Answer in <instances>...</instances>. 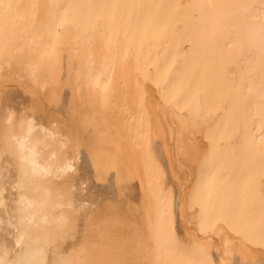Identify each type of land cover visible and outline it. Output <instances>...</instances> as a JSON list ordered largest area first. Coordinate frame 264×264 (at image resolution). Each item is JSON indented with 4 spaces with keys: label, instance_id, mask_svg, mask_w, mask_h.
Masks as SVG:
<instances>
[{
    "label": "bare ground",
    "instance_id": "bare-ground-1",
    "mask_svg": "<svg viewBox=\"0 0 264 264\" xmlns=\"http://www.w3.org/2000/svg\"><path fill=\"white\" fill-rule=\"evenodd\" d=\"M107 3L0 0V110L27 99L58 122L81 150L77 198L95 204L63 250L82 245L77 264H264V239L221 215V190L249 186L264 234V0H153L183 13L167 15L164 48L135 57L95 26Z\"/></svg>",
    "mask_w": 264,
    "mask_h": 264
},
{
    "label": "clouds",
    "instance_id": "clouds-1",
    "mask_svg": "<svg viewBox=\"0 0 264 264\" xmlns=\"http://www.w3.org/2000/svg\"><path fill=\"white\" fill-rule=\"evenodd\" d=\"M95 83L99 72L89 73ZM81 150L56 121L44 124L33 108L0 110V264H77L79 221L95 206L78 199Z\"/></svg>",
    "mask_w": 264,
    "mask_h": 264
},
{
    "label": "rangeland",
    "instance_id": "rangeland-1",
    "mask_svg": "<svg viewBox=\"0 0 264 264\" xmlns=\"http://www.w3.org/2000/svg\"><path fill=\"white\" fill-rule=\"evenodd\" d=\"M136 1H141L143 4L141 7H136ZM153 0H108V3L103 6V8L97 10V16L99 18L96 20L95 26L100 27L104 36L109 40L124 42L121 48H132L133 56H136L137 50L140 49V55L142 51L148 49L161 50L168 44V33L170 30H176V26H171V23L166 19L167 15H174V17L181 15L182 9H169L164 6H154L151 5ZM149 4V5H148ZM141 15L142 22L138 24L136 22V16ZM164 17L163 21L155 22L156 19H161ZM22 22V20L20 21ZM24 23V22H23ZM28 23V21L26 22ZM186 51L188 45L183 46ZM221 88L217 89L218 98L220 95ZM209 94V92H208ZM28 100L22 101V109L28 108ZM214 108H210V113H213ZM141 135L144 133V126L141 125ZM214 187H209L207 192L213 195L208 199L205 206L210 208L215 207L216 200H219L217 195L219 192ZM254 190L249 186H236L233 184L231 187L221 190V193H229L231 202L229 206L221 211V215L226 213L228 207H231L232 211L236 214V217L231 222V227L239 228L243 236H248L252 241H261L264 239V234L261 231L254 232L252 230L254 224L259 225L261 220H250L248 218V212L250 209V195ZM256 192L257 189H256ZM215 194V196H214ZM246 196L245 199L241 197ZM243 200H245L243 202ZM204 206V207H205ZM217 206V205H216ZM213 221L214 224L225 223L220 219ZM256 222V223H255ZM123 233V231H122ZM121 242L125 240V237L121 236Z\"/></svg>",
    "mask_w": 264,
    "mask_h": 264
}]
</instances>
